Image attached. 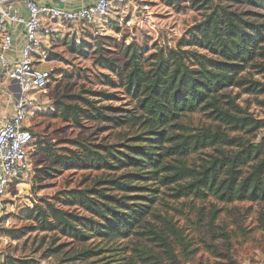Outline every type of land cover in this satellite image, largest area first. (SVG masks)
Returning <instances> with one entry per match:
<instances>
[{
  "label": "trees",
  "instance_id": "16d2710c",
  "mask_svg": "<svg viewBox=\"0 0 264 264\" xmlns=\"http://www.w3.org/2000/svg\"><path fill=\"white\" fill-rule=\"evenodd\" d=\"M161 1L178 13L192 9L206 14L176 48L148 55L135 44L125 45L120 65L106 56L103 44L97 45V65L109 72L103 75L105 84L120 90L129 108L102 104L124 99L118 92L86 91L70 96V103H59L63 119L74 125L98 122L126 130L116 144L76 141L72 149L52 152V164L61 171L102 175L88 188L59 194L56 202L45 200L23 209L19 218L25 224L1 228L0 235L19 241L32 233L59 234L81 245L92 239L109 243L145 237L160 251L132 246L123 250L130 251L128 256L118 257V250L112 249L117 256L106 263L101 257L106 250L89 246L68 261L182 264L169 240L173 236L184 251L181 230L164 219L166 233L157 232L148 221L161 195L213 205L264 203V136L258 140L264 119H256L229 93L236 89L264 95V0ZM68 49L88 58L94 46L85 38L73 39ZM196 113L210 123L194 128L183 122ZM40 172L51 177L46 170ZM61 247L50 246L49 255ZM208 248L217 259L214 264H239L228 250ZM3 264L43 263L7 256Z\"/></svg>",
  "mask_w": 264,
  "mask_h": 264
},
{
  "label": "rangeland",
  "instance_id": "374dc122",
  "mask_svg": "<svg viewBox=\"0 0 264 264\" xmlns=\"http://www.w3.org/2000/svg\"><path fill=\"white\" fill-rule=\"evenodd\" d=\"M205 15L203 11L192 9L178 13L161 0H116L114 9L104 23L87 27L66 26L62 28V33L51 38L44 50L49 60L48 67L53 68L55 74L49 89L38 95L40 107L31 112L28 120L35 134L31 148L32 166L27 176L12 185L3 197L0 229L22 227L25 222L19 216L23 209L45 200L56 202L59 194L88 188L95 178L102 175V172L61 171L52 164V152L60 154L72 149V142L76 141L116 144L120 140V133L126 132L108 123L85 122L82 126L74 125L65 121L59 111L60 102L70 103V96L86 91L118 92V96L124 98L120 90L105 84L103 75L109 72L97 65V45L103 44L106 56L119 60L122 65L123 46L135 44L138 48H144L148 55L161 48H176L189 28L201 22ZM82 38L94 46L88 58L73 54L68 49L73 39L79 42ZM55 56L59 58L55 59ZM2 86L3 81L0 79V88ZM229 93L256 119H264V95H247L236 89L229 90ZM102 104L129 108L125 98L104 101ZM183 122L194 128L210 123L203 113L190 114ZM263 136L264 130L259 133L258 140ZM40 170H46L51 177L45 176ZM213 203L190 200L176 202L167 195H161L153 209L154 215L148 221L157 232L166 233V221L181 230L186 240L184 251L173 236H169V240L174 243L182 264H214L217 259L208 251V247H215L220 253H227L228 250L239 264L263 263L264 203ZM71 210L89 216L78 208ZM142 245L160 251L145 237L109 243L92 239L81 245L59 234L32 233L19 241L0 235V262L3 264L7 256H13L19 259L35 258L43 264H72L68 260L80 248L99 246L106 250L101 257L105 256L108 263L113 259L112 256H117V251L109 250H118V257L128 256L130 251H123L125 247ZM50 246L51 249L62 246V249L50 256Z\"/></svg>",
  "mask_w": 264,
  "mask_h": 264
},
{
  "label": "built area",
  "instance_id": "2783aa9c",
  "mask_svg": "<svg viewBox=\"0 0 264 264\" xmlns=\"http://www.w3.org/2000/svg\"><path fill=\"white\" fill-rule=\"evenodd\" d=\"M59 2L65 4L68 0ZM115 3L116 0H95L88 6L69 10L35 0H0V79L3 81L0 88V210L8 190L23 180L32 166L31 148L35 138L28 120L31 112L40 107L38 95L49 89L55 74L48 67L47 53L42 51L44 42L62 33L66 26L104 23ZM17 32H21L25 44L12 61L10 55L16 47ZM13 85L19 91H12Z\"/></svg>",
  "mask_w": 264,
  "mask_h": 264
},
{
  "label": "crops",
  "instance_id": "0c3cea01",
  "mask_svg": "<svg viewBox=\"0 0 264 264\" xmlns=\"http://www.w3.org/2000/svg\"><path fill=\"white\" fill-rule=\"evenodd\" d=\"M35 1H37L40 4H47V5L57 7V8L76 10V9L81 8V7L88 6L92 3H94L95 0H68V2L65 4L60 3L59 0H35ZM17 3L19 5H22V3L20 1H17ZM47 43H49V42L48 41L44 42V46L42 48V51H45L44 47L46 46ZM24 44H25V40H24L23 35L21 34V32H17L16 33V47H15L14 52L10 55V59L12 61H14L17 58V56L19 55V52L24 47Z\"/></svg>",
  "mask_w": 264,
  "mask_h": 264
},
{
  "label": "water",
  "instance_id": "95a60500",
  "mask_svg": "<svg viewBox=\"0 0 264 264\" xmlns=\"http://www.w3.org/2000/svg\"><path fill=\"white\" fill-rule=\"evenodd\" d=\"M12 91H19V89L16 86H11L10 88ZM17 98H19V96H17Z\"/></svg>",
  "mask_w": 264,
  "mask_h": 264
}]
</instances>
